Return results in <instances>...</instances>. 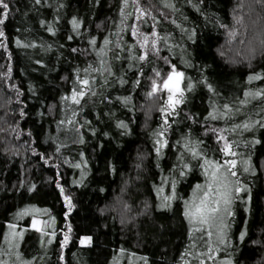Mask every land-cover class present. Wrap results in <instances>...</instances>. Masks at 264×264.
<instances>
[{
    "label": "trees",
    "instance_id": "16d2710c",
    "mask_svg": "<svg viewBox=\"0 0 264 264\" xmlns=\"http://www.w3.org/2000/svg\"><path fill=\"white\" fill-rule=\"evenodd\" d=\"M7 2L0 264H264V0ZM136 23L155 48L131 34ZM173 65L183 102L165 125L166 94L147 93ZM101 67L111 71H91ZM80 79L90 88L77 105ZM204 159L236 161L235 176L221 170L232 202L219 226L185 216L208 182Z\"/></svg>",
    "mask_w": 264,
    "mask_h": 264
},
{
    "label": "snow or ice",
    "instance_id": "6c2138e0",
    "mask_svg": "<svg viewBox=\"0 0 264 264\" xmlns=\"http://www.w3.org/2000/svg\"><path fill=\"white\" fill-rule=\"evenodd\" d=\"M41 0H35V3L39 4ZM133 2H137V0H133ZM125 6H127L128 0H124ZM10 15L9 11V3L7 0H0V26L5 25L6 21L8 20ZM144 13H141V16H143ZM73 26L75 28H79L80 25L73 20ZM138 33V29L132 28L131 34L133 36H136ZM153 36L156 35L155 32L152 33ZM233 36H235V33H232ZM5 36V33L3 31V28H0V38H3ZM71 39V37H69ZM92 45L96 44V40L93 39L90 41ZM110 41L105 40L104 44L105 46L108 45ZM148 43V37H144V43L141 45L142 47L146 46ZM152 47H156V41H152ZM75 51V49H73ZM99 55H104V49H100ZM222 54V53H221ZM147 52L144 53V55H141L138 57L139 60H145L147 59ZM104 61H101V64L103 65ZM88 69H85V72H88ZM91 71H98L103 73L104 71L110 72L111 70L109 68H92ZM157 77L161 76V73L159 71L155 74ZM184 77V73L177 72L175 69V66H172L171 72L167 74V78L163 79L160 83H157L155 79L151 82V91L147 93V96L149 98L153 96H158V93H164L167 92V100H166V107H163L160 109V112L165 115L164 124L167 125L169 123L167 117L172 116L174 113H176V106L183 102V89H181L180 85L182 83ZM259 76H253L250 77V79H260ZM79 83L84 86L80 89H73L71 94V100L73 103L79 105L81 103V99H83L86 95L85 88H90V81L88 79H80ZM121 83H125V81H121ZM137 84L140 83L139 80L136 82ZM185 87L190 91L192 88V85L189 83L185 85ZM95 95V93H92ZM177 95H179V99L177 98ZM259 95V93H257ZM64 99H69V97H64ZM127 102V101H125ZM227 107V106H225ZM171 109V111H169ZM21 115H23V112H21ZM211 119L215 120L217 117L215 115H211ZM63 123V121L61 122ZM71 123V121H69ZM120 127H127L125 124L121 123L119 125ZM237 127H241L238 125ZM242 127L245 129L248 128V125L245 124ZM160 135H163V133H160ZM219 140H224V148L222 149V152L225 156H235L236 153L231 151L232 145L227 142V138L223 135H220L218 137ZM159 144L160 141H157ZM258 143V141H257ZM167 144V141H164V145ZM162 145V146H164ZM157 153L160 152V148L156 149ZM191 154L193 158L200 157L201 153H199L196 150H191ZM206 166V167H205ZM227 167V172L231 173L232 176L236 175V172L232 171L233 168L236 167V161L235 160H226L224 164H221L219 162L210 161L207 159H204L202 167H204V173L208 177V182L206 185H200L197 184L195 187V190L193 192V199L192 202L189 203L186 201V204H189L188 210L185 212V216L189 219L190 223H199L200 225H207L208 227H211L212 224L215 222V220L218 218V214L221 211L220 205L223 203L225 205L224 211H229L228 207L232 202V192L230 188V182L228 181L227 175H225L223 172H221L222 169ZM75 167H80V165H75ZM187 167V165H185ZM209 169H212L211 172H209ZM247 171V169H245ZM220 173V175H218ZM181 175H184L183 171L180 173ZM206 189V190H205ZM63 191V189H61ZM237 192L241 191V189L237 188ZM159 193H163L164 189L161 187L158 189ZM202 192V195L197 197V193ZM175 197V185H172V195L171 196H165L164 199L171 200ZM69 205L71 204V201L69 198H65ZM197 199L199 200L198 203H196ZM38 211V210H36ZM27 210L22 213L21 215H26ZM230 214V213H229ZM35 223V221L33 222ZM11 227V226H10ZM195 231H200L203 233V229H194ZM207 236L210 238L212 236V232L208 231ZM200 239H204L203 234L201 235ZM241 239H243V236H241ZM86 240L90 243L91 238L88 237ZM223 242V241H221ZM65 243H67V237L65 238ZM81 243H85L84 240L81 241Z\"/></svg>",
    "mask_w": 264,
    "mask_h": 264
},
{
    "label": "rangeland",
    "instance_id": "374dc122",
    "mask_svg": "<svg viewBox=\"0 0 264 264\" xmlns=\"http://www.w3.org/2000/svg\"><path fill=\"white\" fill-rule=\"evenodd\" d=\"M141 13L142 12H140L139 16H141ZM143 13L145 15V12H143ZM139 25H140L139 23H136V26H134L136 29H138V33L136 35V38L139 40L140 44L143 45V43H144V37L147 36V35L145 33H142L141 32V29H140V26ZM147 37H148V43H147L146 46L143 47L144 49H146L147 47H149V45L152 43V41H156V38L153 35L152 36H147ZM181 86H182V83H181L180 87ZM164 93L166 94V100H167V92H164ZM177 98L179 99V95H177ZM166 100H165L164 107H166ZM169 111H171V109H169ZM230 188H231V186H230ZM198 202H199V200L197 199V202L196 203H198ZM226 212L227 211H224V207H222L220 213L218 214V218L215 220V222L213 223V225H215V226L218 225L219 226V224H221L225 220V218L227 216V213ZM34 227H36L37 229H40V230L42 229V226H41L40 222H36L35 225H34Z\"/></svg>",
    "mask_w": 264,
    "mask_h": 264
}]
</instances>
